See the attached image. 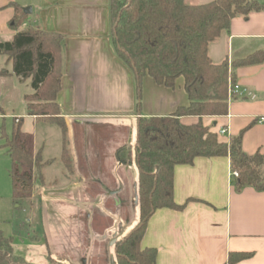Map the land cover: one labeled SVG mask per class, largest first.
<instances>
[{"label":"crops","instance_id":"crops-1","mask_svg":"<svg viewBox=\"0 0 264 264\" xmlns=\"http://www.w3.org/2000/svg\"><path fill=\"white\" fill-rule=\"evenodd\" d=\"M214 1L186 0L191 5ZM255 1L264 5V0ZM110 5L111 0H0V42L13 39L12 21L29 8L32 12H24L27 19L19 30L41 28L63 37L57 103L68 129L73 172L61 159L62 129L30 116L26 95L33 129L41 122L59 131H22L46 164L35 170L32 196L41 215L38 234L1 232L12 239L15 255L30 264H49L50 259L114 264L115 245L139 214L138 170L118 161L116 152L137 145L140 120L166 118L189 105L183 78L174 89L149 76L138 86L114 45ZM260 50L264 10L247 19L234 18L209 47L211 60L228 63L234 83L249 95L229 96L228 115L204 117L202 123L216 134L226 130L219 134L223 142L242 135V149L249 156H264V123L259 122L264 119V63L238 68L233 63ZM10 63L0 56V78L14 76L4 69ZM180 121L195 125L200 120ZM52 169L59 178L49 177ZM173 197L184 209L155 211L141 243L143 249L157 250L156 264H264V192L238 190L228 157L197 158L192 165L176 166Z\"/></svg>","mask_w":264,"mask_h":264},{"label":"trees","instance_id":"trees-1","mask_svg":"<svg viewBox=\"0 0 264 264\" xmlns=\"http://www.w3.org/2000/svg\"><path fill=\"white\" fill-rule=\"evenodd\" d=\"M113 41L118 56L132 68L138 86L149 76L157 84L174 89L183 78L189 105L179 107L166 118L138 122L135 147H121L116 158L138 170L140 223L124 240L115 245L116 264H156L157 250L142 248L141 243L150 216L162 208L180 211L185 206L174 202V169L192 165L197 158L228 157L238 190L253 187L264 192V156H249L242 149V135L228 142L202 123L204 117H224L229 113V89L235 84L228 63L215 64L209 47L236 17L247 19L263 11L255 0H216L191 5L186 0H111ZM27 19L24 12L12 21L16 34L11 41L0 42V56L13 64V74L30 80L33 93L25 97L30 116L57 124L63 131L62 161L73 172L68 129L61 119L57 95L62 79V43L59 34L41 28L19 30ZM264 63V50L235 61V68ZM196 117L195 125L180 119ZM4 148L11 159L10 178L16 204L31 200L35 170L46 164L35 153L29 138L21 131L22 121ZM38 176V174H37ZM242 255L240 257H246ZM0 264H30L17 257L12 239L0 233ZM49 264H66L54 259Z\"/></svg>","mask_w":264,"mask_h":264},{"label":"rangeland","instance_id":"rangeland-1","mask_svg":"<svg viewBox=\"0 0 264 264\" xmlns=\"http://www.w3.org/2000/svg\"><path fill=\"white\" fill-rule=\"evenodd\" d=\"M4 69L13 73L11 63L4 66ZM32 92L33 88L30 80L23 81L15 74L12 78H0V233L12 230L14 234L16 232L18 237H23L27 233H31L32 236L38 234L41 215L37 200H26L22 204H16L13 200V188L10 178L11 159L7 149L4 148L5 138L11 139L13 132L18 127L16 122L18 118L22 119L21 131L23 132L59 131L55 126L41 122L35 123L33 129L32 121L27 118V107L24 101V97ZM54 169L51 170L53 176L49 174L51 179L55 176L59 178ZM139 223L140 215L138 214L136 223L133 224L127 235Z\"/></svg>","mask_w":264,"mask_h":264},{"label":"built area","instance_id":"built-area-1","mask_svg":"<svg viewBox=\"0 0 264 264\" xmlns=\"http://www.w3.org/2000/svg\"><path fill=\"white\" fill-rule=\"evenodd\" d=\"M229 94L231 97H244L245 95H249V91L246 88H243L239 84L235 83L230 86ZM260 123H264V119L259 120ZM226 130H222L219 132L220 135H225ZM232 177L238 178V173L232 171Z\"/></svg>","mask_w":264,"mask_h":264},{"label":"water","instance_id":"water-1","mask_svg":"<svg viewBox=\"0 0 264 264\" xmlns=\"http://www.w3.org/2000/svg\"><path fill=\"white\" fill-rule=\"evenodd\" d=\"M24 12L27 13V14H31L32 10L29 8L27 10H24ZM114 264H116V263H114Z\"/></svg>","mask_w":264,"mask_h":264}]
</instances>
